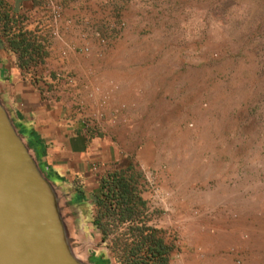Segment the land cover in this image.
<instances>
[{"label": "rangeland", "instance_id": "374dc122", "mask_svg": "<svg viewBox=\"0 0 264 264\" xmlns=\"http://www.w3.org/2000/svg\"><path fill=\"white\" fill-rule=\"evenodd\" d=\"M139 3L146 18L154 21L153 25H145L149 30H143L142 35L147 34L148 38L150 33L156 34L160 43L158 51L145 58L146 65L155 67L153 75L158 80L156 86L150 84V115L148 122L141 123L146 126L136 137L122 138L119 143L131 152L142 142L141 161L149 165L167 158L171 148L176 152V160L189 159L193 181L185 193L191 191L189 197L195 204L186 212H192L193 217L200 215L197 219L203 222L210 220L208 214L212 212H228L222 216L241 228L236 238L243 249L228 247L220 253L227 257L228 264H264V0H140ZM21 26L26 27V23ZM117 26L119 30L123 28L121 22ZM99 43L104 44V40ZM16 74L23 84L30 80L42 84L49 75L43 72L38 79L31 71ZM49 76L57 79L54 84L57 92L65 90L60 84L73 77L61 71ZM11 93H14L11 85L0 79V100L12 120ZM104 116L102 113L98 120L99 128L110 121V117L103 120ZM97 117L88 116L85 121L95 125ZM157 119L158 124L152 123ZM158 125L157 130L151 129ZM145 130L154 133L143 135ZM183 152H191L190 157ZM145 177L150 183L149 190H154L153 174L146 172ZM169 188L170 184L165 182L163 190L157 195L150 192L148 200L158 202L166 198L168 195L163 196ZM57 191L61 195L59 188ZM183 195L178 190L173 198L175 212ZM64 198L63 214L75 248L85 260L106 255L115 264L116 257L123 255L130 242L128 224L111 228L102 243L99 233L91 231L88 224L93 212L67 206ZM170 201L163 203L168 207ZM147 213L146 225L163 231L164 241L173 246L168 264L181 263L175 255L183 242L200 245L201 236L209 235L207 231L195 232L193 228L188 233L186 229L168 225L166 221H172L173 213L163 210ZM197 249L200 250L199 246L192 245L181 248L183 260L200 254Z\"/></svg>", "mask_w": 264, "mask_h": 264}, {"label": "crops", "instance_id": "0c3cea01", "mask_svg": "<svg viewBox=\"0 0 264 264\" xmlns=\"http://www.w3.org/2000/svg\"><path fill=\"white\" fill-rule=\"evenodd\" d=\"M4 1L9 14L24 16L21 24L26 23V27L23 29L32 32L42 45L46 53L42 71L49 75L59 71L73 75L69 81L64 79L68 82L61 83L60 87L65 90L58 92L54 91L57 79L49 75L42 84L32 80L20 83L15 76L23 70L17 67L16 56L0 44V79L11 85L14 92L9 99L13 125L35 158H39L48 180L60 189V196L67 202L65 205L75 206L80 212H94L92 197L96 193L97 179L106 170L132 166L140 170L145 179L146 172L152 173L154 190L142 194L148 204L147 212L173 213L172 221L168 219L167 224L186 229L188 233H192L193 228L195 232H209L207 238L201 236L200 245L187 241L182 243L184 246L179 245L175 257L180 258V264H228L220 250L243 249L242 242L236 238L241 228L223 217L228 212H212L207 222L198 220L200 215L193 217L192 212H186L195 204L189 197L191 191L185 193L193 181L189 159L176 160V152L171 148L167 158L149 165L141 161L142 142L131 152L119 143L122 138L136 137L146 126L141 123L148 122L150 115V84L156 86L158 80L153 75L155 67L146 65L145 58L152 54L150 52L158 51L160 43L156 34L150 33L148 38L147 34L142 35V31L148 29L145 25H153L154 21L146 18L140 0ZM53 7L59 10L57 20L49 14ZM118 22L123 24L121 30ZM35 27L40 29L39 33L34 31ZM114 30L116 33H112ZM101 39L104 44L99 43ZM102 113L106 115L103 120L110 117V121L99 128ZM88 116H98L95 125L86 123ZM155 122L158 124L159 119L152 120ZM153 133L150 130L147 135ZM183 154L190 157L191 152ZM165 182L171 186L163 196L168 195V198L158 202L148 200L150 192L157 195ZM178 190L184 195L175 212L173 198ZM168 199L171 201L166 207L163 201ZM191 245L199 246V256L195 253L196 259L195 255H190L192 259L183 260L185 255L181 248ZM86 261L113 264V259L106 255Z\"/></svg>", "mask_w": 264, "mask_h": 264}, {"label": "water", "instance_id": "95a60500", "mask_svg": "<svg viewBox=\"0 0 264 264\" xmlns=\"http://www.w3.org/2000/svg\"><path fill=\"white\" fill-rule=\"evenodd\" d=\"M63 207L0 100V264H83Z\"/></svg>", "mask_w": 264, "mask_h": 264}, {"label": "trees", "instance_id": "16d2710c", "mask_svg": "<svg viewBox=\"0 0 264 264\" xmlns=\"http://www.w3.org/2000/svg\"><path fill=\"white\" fill-rule=\"evenodd\" d=\"M23 17L9 14L6 2L0 0V44L16 56L20 70L31 71L39 79L46 53L36 36L21 26ZM36 160L45 173L37 156ZM148 190L143 173L132 166L106 170L97 179L92 197L94 212L88 220L90 230L98 232L103 243L111 228L128 224L130 242L124 247L123 255L116 257L115 264H168L170 260L173 246L164 241L163 231L146 225L148 204L142 194Z\"/></svg>", "mask_w": 264, "mask_h": 264}, {"label": "built area", "instance_id": "2783aa9c", "mask_svg": "<svg viewBox=\"0 0 264 264\" xmlns=\"http://www.w3.org/2000/svg\"><path fill=\"white\" fill-rule=\"evenodd\" d=\"M51 18L53 20H57L59 18V10L57 7H53L51 8L50 12H49Z\"/></svg>", "mask_w": 264, "mask_h": 264}, {"label": "bare ground", "instance_id": "6f19581e", "mask_svg": "<svg viewBox=\"0 0 264 264\" xmlns=\"http://www.w3.org/2000/svg\"><path fill=\"white\" fill-rule=\"evenodd\" d=\"M74 254L76 256V258L83 264H85V257L81 254V252L79 251V249L75 248L74 250Z\"/></svg>", "mask_w": 264, "mask_h": 264}]
</instances>
